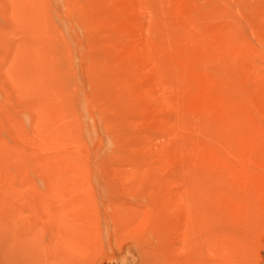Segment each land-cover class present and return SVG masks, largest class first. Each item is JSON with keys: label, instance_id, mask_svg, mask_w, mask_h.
I'll return each mask as SVG.
<instances>
[{"label": "rangeland", "instance_id": "rangeland-1", "mask_svg": "<svg viewBox=\"0 0 264 264\" xmlns=\"http://www.w3.org/2000/svg\"><path fill=\"white\" fill-rule=\"evenodd\" d=\"M202 224L264 264V0H0V264H200Z\"/></svg>", "mask_w": 264, "mask_h": 264}, {"label": "bare ground", "instance_id": "bare-ground-1", "mask_svg": "<svg viewBox=\"0 0 264 264\" xmlns=\"http://www.w3.org/2000/svg\"><path fill=\"white\" fill-rule=\"evenodd\" d=\"M243 84V83H242ZM242 99V98H241ZM191 189V188H190ZM153 202V201H152ZM175 204H177V203H175ZM182 205V204H181ZM175 206V205H174ZM129 207V206H128ZM172 207V206H171ZM182 207V206H181ZM191 207V206H190ZM193 207V206H192ZM179 208V207H178ZM177 208V209H178ZM146 209V208H145ZM153 209V208H152ZM186 209H187V207H186ZM191 209V208H190ZM189 210V209H188ZM178 211H180V210H178ZM180 213H183V212H180ZM202 214V213H201ZM151 215V214H150ZM148 216V215H147ZM153 216V215H152ZM181 216L179 215V217L178 218H180ZM147 218H149V217H147ZM159 218V217H158ZM170 218V217H169ZM173 218H174V216H173ZM160 219V218H159ZM168 219V218H167ZM165 220V219H164ZM181 220V219H180ZM167 221H170V220H167ZM175 221V220H174ZM183 221V218H182V220H181V222ZM180 222V223H181ZM197 222V221H196ZM172 223V222H171ZM147 224V223H146ZM165 224V223H164ZM167 225V224H166ZM147 226V225H146ZM156 226V225H155ZM169 226V225H168ZM173 227V226H172ZM147 228V227H146ZM164 228V227H163ZM166 228H167V226H166ZM156 229V228H155ZM172 229V228H171ZM183 229H186V228H183ZM191 229H192V227L191 228H188V230H187V232L182 236V239H181V244H183V246H185L186 248H188V250H189V261H188V263L189 264H193L192 263V260H193V258H194V251L192 250H190V249H192L191 247H192V241H194L192 238H193V235H192V232L193 231H191ZM161 230V229H160ZM20 231V230H19ZM18 231V232H19ZM21 231H23V230H21ZM148 231V230H147ZM146 231V232H147ZM164 231V230H163ZM186 231V230H185ZM199 231H200V233H199V238H200V245L199 246H201V259H200V264H205V257H204V251H205V249H206V241H207V239H206V233H207V229H206V225L205 224H202V226L200 227V229H199ZM143 232V231H142ZM21 233V232H20ZM24 233V232H23ZM150 233H152V232H150ZM150 233L148 234V235H150ZM154 233V232H153ZM18 234V233H17ZM25 234V233H24ZM141 234V233H140ZM194 234V233H193ZM147 235V234H146ZM153 235V234H152ZM151 235V236H152ZM155 235V234H154ZM159 236V235H158ZM163 236V235H162ZM18 237V236H17ZM147 237H150V236H147ZM166 237V236H165ZM177 238H178V236H176ZM19 238V237H18ZM22 238H23V236H22ZM48 238V237H47ZM151 238V237H150ZM150 238H146L147 240L149 239L150 240ZM152 238H154V237H152ZM155 238H156V236H155ZM154 238V239H155ZM181 238V237H180ZM130 239V238H129ZM163 239V238H162ZM165 239V238H164ZM135 240V239H134ZM140 240H142V239H140ZM167 239H165L164 241H166ZM170 240V239H169ZM178 240V239H177ZM197 240V239H196ZM133 241V240H132ZM136 241V240H135ZM134 241V242H135ZM143 241H145V240H143ZM156 241V240H155ZM160 241V240H159ZM159 241H158V243H159ZM147 243H149V242H153V240L152 241H146ZM146 242H144V243H146ZM171 242V241H170ZM146 243V244H147ZM155 243V242H154ZM153 243V244H154ZM166 242H164V244H165ZM176 244H177V242H175ZM15 244V243H14ZM142 244V243H141ZM140 244V245H141ZM146 244H144V245H146ZM152 244V243H151ZM152 244V245H153ZM157 244V243H156ZM160 244V243H159ZM158 244V246L160 247V245ZM173 244V243H172ZM171 244V245H172ZM175 244V245H176ZM132 245V244H131ZM134 245L136 246V244L134 243ZM143 244L141 245V246H144ZM24 246V245H23ZM134 246V247H135ZM158 246L156 247V248H158ZM173 246V245H172ZM22 247V245L20 246V248ZM25 247V246H24ZM145 247V246H144ZM148 247V246H147ZM146 248V247H145ZM150 247H148L147 249H149ZM195 248V247H194ZM6 249V248H5ZM136 249V252H133L134 253V255H132V256H128L127 257V259L129 260V257H130V261L131 262H136V260H141V264H147V262H150V261H148V257L146 258V256L145 255H143L142 253H140V251L138 250V248H135ZM134 249V250H135ZM133 250V251H134ZM138 250V251H137ZM144 250H146V249H144ZM152 250V249H151ZM23 251V250H22ZM26 251V250H25ZM174 251V250H173ZM6 252H7V250H6ZM130 252V251H129ZM145 252V251H144ZM185 252V251H184ZM183 252V253H184ZM198 252H200V251H198ZM23 253V252H22ZM132 253V254H133ZM152 253V252H151ZM169 253V252H168ZM193 253V254H192ZM8 254V253H7ZM128 254V253H127ZM171 254V253H170ZM185 254H186V252H185ZM187 254V255H188ZM16 255V254H15ZM14 255V256H15ZM157 255H158V252H157ZM207 255V254H206ZM7 256H9V254L7 255ZM162 256V255H161ZM3 257H4V255H3ZM154 257V256H153ZM172 257V256H171ZM174 257V256H173ZM179 257V256H178ZM177 257V258H178ZM193 257V258H192ZM9 258V257H8ZM11 258V257H10ZM16 258V257H15ZM19 258V257H18ZM158 258V257H157ZM6 259V258H5ZM20 259V258H19ZM174 259H176V258H173V261H174ZM186 259V258H185ZM188 260V259H187ZM8 261V260H7ZM20 261V260H19ZM129 261V262H130ZM170 261V260H169ZM4 262V261H3ZM130 262V263H131ZM156 262H157V260H156ZM163 262V261H162ZM161 262V263H162ZM171 262V261H170ZM6 263H8V262H6ZM5 263V264H6ZM152 263H153V261H152ZM180 263V262H179ZM187 263V262H186ZM9 264V263H8ZM158 264H159V262H158ZM173 264V263H172ZM180 264H182V263H180ZM199 264V263H198Z\"/></svg>", "mask_w": 264, "mask_h": 264}]
</instances>
